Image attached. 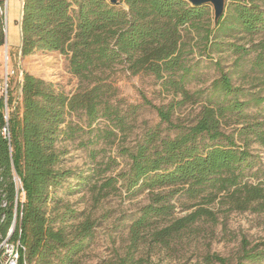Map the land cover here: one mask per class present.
Segmentation results:
<instances>
[{
    "label": "trees",
    "instance_id": "trees-1",
    "mask_svg": "<svg viewBox=\"0 0 264 264\" xmlns=\"http://www.w3.org/2000/svg\"><path fill=\"white\" fill-rule=\"evenodd\" d=\"M4 2L0 0V7ZM212 7L188 0L23 1L22 55L66 54L70 72L92 84L70 95L24 70L22 80L11 79L5 88L0 69V243L15 221L11 239L21 244L19 264H75L93 235L95 223L89 218L69 232L65 225H56L48 202L52 190L74 174L59 167L64 153L57 144L77 130L68 117L81 113L89 126L103 118L120 131L132 127L129 118L138 105L122 112L111 100L116 87L106 71L118 64L134 74L153 75L174 95L167 105L153 106L161 122L178 129L174 136H162L158 127L148 129L133 148L125 149L129 169L106 180L110 187L121 178L127 191L151 194L130 225V247L134 250L146 234L166 244L203 217L213 220V203L228 212H264V181L250 180L262 169L252 145L264 148V116L252 117L247 111L263 104L264 96L236 85L232 72L223 70L218 60L220 75L209 88H187L204 66L194 56L196 48L211 61L209 54L231 52L237 56V72L254 52L251 68L264 79V38L249 46L239 43L264 30V0H227L217 24ZM6 43V20L0 11V47ZM201 97L204 105L195 123L173 121L177 107ZM232 119L242 124L226 132L223 125ZM87 179L79 177L81 182ZM176 194L195 200V209L160 226L173 215ZM132 249L109 264H140ZM212 258L226 262L217 255ZM248 263L264 264V241L243 244L237 264Z\"/></svg>",
    "mask_w": 264,
    "mask_h": 264
},
{
    "label": "rangeland",
    "instance_id": "rangeland-1",
    "mask_svg": "<svg viewBox=\"0 0 264 264\" xmlns=\"http://www.w3.org/2000/svg\"><path fill=\"white\" fill-rule=\"evenodd\" d=\"M9 3L11 10L13 2L10 0ZM15 30L16 28L8 25L7 40L13 44L18 40ZM262 38L264 30L246 35L239 43L249 46ZM209 55L213 61L208 54L201 55L196 48L194 56L196 59L201 58L204 66L199 78L187 85L190 92L210 87L212 81L220 75V70L215 65L218 60L223 70L232 72L236 85L264 96V79L257 78L251 68L254 52L243 61V67L238 72L234 69L237 56L231 52ZM0 69L2 86L11 79L15 82L18 74L24 70L43 76L54 83L58 90L70 95L92 84L90 80L71 73L68 55L58 51H37L23 56L17 47L6 43L0 47ZM106 73L116 87V94L111 98L113 103L118 104L122 112L127 111L131 104L138 105V108L135 115L129 118L132 127L125 131L109 126V122L103 118L89 126L83 114H72L68 120L74 122L76 133L71 138H62L57 144L64 153L59 167L70 169L74 174L52 190V197L48 202L49 214L56 215V225H65L68 232L74 230L73 225L86 218L95 223L93 235L85 249L76 256L75 264L115 263L131 251L130 225L141 208L150 201L151 194L148 190L127 191L121 178L110 187L105 184L106 180L129 169L130 159L125 149L133 148L148 129L158 127L162 136H174L178 133V129L161 122L158 111L153 106L167 105L174 96L164 90L153 75L134 74L122 64L115 65ZM203 105V97L187 101L174 110L172 119L179 125H192L198 119ZM247 111L252 117L260 118L264 116V103L259 106L251 105ZM241 124L232 119L226 121L223 127L226 132H231ZM252 149L260 155L262 169L257 176H251L250 180L264 181V148L253 144ZM80 175L88 176V181H79ZM194 202L195 200L183 194H176L172 199L175 204L173 215L160 221L159 225H167L190 213L195 209L192 207ZM209 207L215 210L216 218L210 220L203 217L166 244L155 241L150 234H146V238L132 249L134 259L141 261L140 264H237L245 242L253 245L264 241V212H228L219 210L216 203ZM62 219L66 220L62 222ZM214 255L226 262L212 258Z\"/></svg>",
    "mask_w": 264,
    "mask_h": 264
},
{
    "label": "crops",
    "instance_id": "crops-1",
    "mask_svg": "<svg viewBox=\"0 0 264 264\" xmlns=\"http://www.w3.org/2000/svg\"><path fill=\"white\" fill-rule=\"evenodd\" d=\"M13 2V5L11 6V10H10V0H8V4H7V12H6V32H8V25H11L13 28H16L15 32L18 36V40L15 44L10 43L7 40V43L10 44L13 47H17L20 50V46L22 43V39H21V19H22V14H23V1L24 0H11ZM14 10V12H12ZM11 12V15H10ZM22 73L18 74V77L16 79L17 80H22ZM40 76L42 78H44L41 75H37ZM45 79V78H44Z\"/></svg>",
    "mask_w": 264,
    "mask_h": 264
},
{
    "label": "built area",
    "instance_id": "built-area-1",
    "mask_svg": "<svg viewBox=\"0 0 264 264\" xmlns=\"http://www.w3.org/2000/svg\"><path fill=\"white\" fill-rule=\"evenodd\" d=\"M7 4L8 0H5L3 6L0 7L1 13L6 15L7 12ZM4 87H7V83L4 85ZM5 135H8V131L5 128L4 129ZM12 233L9 231L7 236L2 240L0 243V250L3 254V264H19V255H20V247L21 244L19 241H14L11 239Z\"/></svg>",
    "mask_w": 264,
    "mask_h": 264
},
{
    "label": "water",
    "instance_id": "water-1",
    "mask_svg": "<svg viewBox=\"0 0 264 264\" xmlns=\"http://www.w3.org/2000/svg\"><path fill=\"white\" fill-rule=\"evenodd\" d=\"M113 4H119L120 0H109ZM194 5H203V4H212L214 9V23L217 24L219 19L225 12L226 8V1L227 0H188ZM16 222L14 221L13 225L11 226L10 232L12 233L15 229Z\"/></svg>",
    "mask_w": 264,
    "mask_h": 264
}]
</instances>
